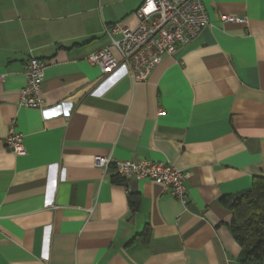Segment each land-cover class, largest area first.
<instances>
[{
	"label": "crops",
	"instance_id": "crops-1",
	"mask_svg": "<svg viewBox=\"0 0 264 264\" xmlns=\"http://www.w3.org/2000/svg\"><path fill=\"white\" fill-rule=\"evenodd\" d=\"M202 1L208 24L134 83L86 57L143 0H0V264H239L221 198L264 178V0ZM31 56L46 63L33 108ZM96 156L188 170L187 206Z\"/></svg>",
	"mask_w": 264,
	"mask_h": 264
},
{
	"label": "built area",
	"instance_id": "built-area-1",
	"mask_svg": "<svg viewBox=\"0 0 264 264\" xmlns=\"http://www.w3.org/2000/svg\"><path fill=\"white\" fill-rule=\"evenodd\" d=\"M202 0H143L136 14L139 23L134 28L120 24L105 26L104 32L109 44L88 55L90 64L97 66L103 75L116 69H124L132 80L144 82L152 69L165 55L173 54L178 45L195 39L199 31L208 24ZM223 21H236L235 16L222 15ZM119 35V38H115ZM113 47L119 59L111 50ZM46 63L36 57L25 60V85L20 90V105L39 107L42 105L40 83ZM13 122V121H12ZM22 135L10 128L5 143L9 150L22 155L25 150ZM96 164L101 167L112 165L116 174L125 180H149L164 185L169 193L187 206L185 181L188 170L177 169L165 161H134L96 156Z\"/></svg>",
	"mask_w": 264,
	"mask_h": 264
},
{
	"label": "trees",
	"instance_id": "trees-1",
	"mask_svg": "<svg viewBox=\"0 0 264 264\" xmlns=\"http://www.w3.org/2000/svg\"><path fill=\"white\" fill-rule=\"evenodd\" d=\"M117 182H125L116 174ZM131 201L135 207V196ZM221 203L230 210V230L242 248L239 264H264V178L255 177L252 188L231 197H222ZM147 237V231L141 233Z\"/></svg>",
	"mask_w": 264,
	"mask_h": 264
},
{
	"label": "water",
	"instance_id": "water-1",
	"mask_svg": "<svg viewBox=\"0 0 264 264\" xmlns=\"http://www.w3.org/2000/svg\"><path fill=\"white\" fill-rule=\"evenodd\" d=\"M132 187H134V185Z\"/></svg>",
	"mask_w": 264,
	"mask_h": 264
}]
</instances>
